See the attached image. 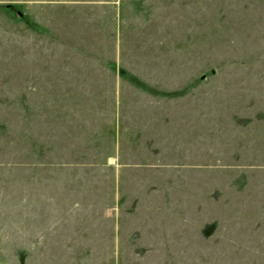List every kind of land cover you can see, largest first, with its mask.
Masks as SVG:
<instances>
[{
  "label": "rangeland",
  "instance_id": "obj_1",
  "mask_svg": "<svg viewBox=\"0 0 264 264\" xmlns=\"http://www.w3.org/2000/svg\"><path fill=\"white\" fill-rule=\"evenodd\" d=\"M0 264H264V0H0Z\"/></svg>",
  "mask_w": 264,
  "mask_h": 264
},
{
  "label": "trees",
  "instance_id": "obj_2",
  "mask_svg": "<svg viewBox=\"0 0 264 264\" xmlns=\"http://www.w3.org/2000/svg\"><path fill=\"white\" fill-rule=\"evenodd\" d=\"M5 7H7V8H10V6H9V5H7V6H5Z\"/></svg>",
  "mask_w": 264,
  "mask_h": 264
}]
</instances>
